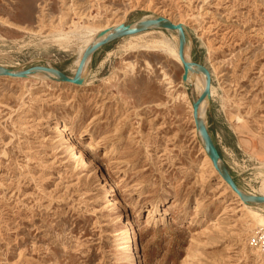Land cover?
I'll use <instances>...</instances> for the list:
<instances>
[{"label":"rangeland","instance_id":"374dc122","mask_svg":"<svg viewBox=\"0 0 264 264\" xmlns=\"http://www.w3.org/2000/svg\"><path fill=\"white\" fill-rule=\"evenodd\" d=\"M156 16L183 23L211 73L202 117L222 161L262 194L264 0H0V65L73 76L98 26ZM183 70L178 32L151 28L99 47L84 86L0 76V264H264L252 243L264 225L207 162L193 110L205 76ZM63 113L92 161L52 129Z\"/></svg>","mask_w":264,"mask_h":264},{"label":"water","instance_id":"95a60500","mask_svg":"<svg viewBox=\"0 0 264 264\" xmlns=\"http://www.w3.org/2000/svg\"><path fill=\"white\" fill-rule=\"evenodd\" d=\"M151 28H167V29L176 30L178 32V55L183 64V69H184L182 74L183 80H188L189 71L194 66H196V69L202 72L205 76V88L200 92L197 99L193 102V110L196 116L197 128L199 129L205 141V148L208 151V155L212 160L215 169L222 175V177L230 185V187L233 190H235L239 196H242L244 200H246V202H252V203L264 202V194L246 193L238 186L233 175L231 174L230 169L222 161L220 150L209 131L206 120L203 117L198 116L201 103L205 99L211 97L212 77L210 70L206 65L197 61H193L190 58H186L187 36L184 25L181 22H174L164 16H156L152 18L141 19L136 23L122 22L121 24L113 28L105 29L99 33L100 36H103L102 38L96 40L95 42L91 43L85 48L78 63L75 74L73 76L66 74L59 68L54 67L52 65H35L19 70L0 65V74H6L10 76H26L27 74L34 72L36 70H42V71L52 72L60 80L82 84L84 82V77L82 75L83 68L86 65L90 56L99 47L117 38L130 34L140 33Z\"/></svg>","mask_w":264,"mask_h":264},{"label":"bare ground","instance_id":"6f19581e","mask_svg":"<svg viewBox=\"0 0 264 264\" xmlns=\"http://www.w3.org/2000/svg\"><path fill=\"white\" fill-rule=\"evenodd\" d=\"M133 10V9H132ZM122 21V20H121ZM119 21V22H114V23H110L109 25H105V26H98L97 28H103L104 30L105 29H108V28H113L119 24H121L122 22ZM186 58H189V54L188 52L186 51ZM89 61V59H88ZM87 61V63H88ZM86 63V64H87ZM86 68V65L84 66L83 68V71H82V74L84 73V70ZM41 71H34V72H31L29 74H27L26 76H22V78H29V77H39L38 75H35L37 73H40ZM194 71H192L190 69L189 71V76L188 78H192V75H193ZM0 76H10V75H6V74H0ZM41 76V75H40ZM51 76V75H49ZM84 76V75H83ZM14 77H19V76H14ZM52 77V76H51ZM41 78V77H40ZM88 84V82L85 80V77H84V82L82 84H79L80 86H84ZM197 84L198 86H200L202 88V90L205 88V83L203 81H201L199 78L197 79ZM47 86V85H46ZM185 87V85H184ZM31 91V90H30ZM29 92V91H28ZM211 94H212V91H211ZM34 95V94H33ZM174 97V96H173ZM207 102V99H205L203 101V105L201 107V111H200V115L199 117H202V114H203V107H204V104ZM73 104V103H72ZM41 106V105H40ZM39 107V106H38ZM192 107V105H191ZM33 109V108H32ZM57 110V109H56ZM38 112V111H37ZM66 112V111H65ZM68 113V112H67ZM67 113H63L62 115H59L57 116L54 121H53V127L52 129L53 130H58L59 133L63 136V138L67 141V142H71L73 144V147H77L79 149V152H80V155H83V156H88V151L86 149V145L82 144L81 143V139H83L86 134L81 131V132H78L76 133V131H74V129L68 125L67 123V120H68V114ZM36 115V114H35ZM26 118V117H25ZM35 121V120H34ZM37 121V120H36ZM45 125V124H44ZM201 134V133H200ZM89 137V143L87 144V146H91L94 144V141H95V134L93 135V133H89L88 134ZM202 136V135H201ZM13 138V137H11ZM43 139H44V136H43ZM98 139V138H97ZM15 145V144H14ZM58 146V145H56ZM42 147V146H41ZM54 148V147H53ZM94 149V148H93ZM98 149V148H97ZM97 152V151H96ZM105 153V152H104ZM162 153V152H161ZM77 154V153H76ZM4 155V154H3ZM111 156V155H110ZM208 159H207V162L209 164V166L213 169H215L213 163H212V160L210 159L209 155H207ZM88 159L90 161L91 158L90 156H88ZM109 159V158H108ZM76 161V160H75ZM204 163V162H203ZM17 165V164H16ZM4 166V165H3ZM79 167V166H78ZM63 168V167H62ZM212 169V170H213ZM123 170V169H121ZM216 170V169H215ZM214 171V170H213ZM42 172V171H41ZM58 172V171H57ZM122 172V171H121ZM43 173V172H42ZM126 174V173H125ZM36 175V174H35ZM45 176V174H44ZM50 176V175H49ZM53 176V175H52ZM219 176H220V179L223 183L226 184L227 187H229V184L224 180V178L222 177V175L219 173ZM72 177V176H71ZM204 180V179H203ZM75 181V180H74ZM64 183V182H63ZM216 183V182H215ZM71 184V183H70ZM203 185V184H202ZM221 185V184H220ZM48 186V184H47ZM113 186V185H112ZM22 188V187H21ZM65 189V188H64ZM225 189V188H223ZM115 191V190H114ZM261 191L263 192L262 194H264V179L262 181V184H261ZM231 192L233 193L234 196H236V200L238 202V204H240L241 208L244 210L242 211L243 213H245V217H248L247 219L251 220L254 224H257L258 226L259 225H264V215L259 213L258 211H256V209H253L250 205L251 202H246V200H244V198L242 196H239L238 193L233 190L231 188ZM230 192V193H231ZM246 192V191H244ZM61 193V192H60ZM82 193V192H81ZM248 193V192H246ZM229 194V193H228ZM252 194H255V193H252ZM162 195V194H161ZM233 196V197H234ZM57 197V196H56ZM170 197V196H169ZM232 197V198H233ZM57 199V198H56ZM224 199V198H223ZM90 200V199H89ZM179 200V199H178ZM177 201V200H176ZM116 202V198H113L110 200V204H114ZM150 202V201H149ZM197 202V201H196ZM12 203V202H11ZM6 204V203H5ZM153 206V205H152ZM175 207V206H174ZM180 207V206H179ZM165 209V208H164ZM150 214V211L148 212ZM156 213V212H155ZM241 213V212H239ZM49 216V215H48ZM244 217V218H245ZM164 219L166 220L167 217L165 216ZM180 219V218H179ZM185 221V220H184ZM252 225V224H251ZM253 226V225H252ZM251 230V229H250ZM253 230V228H252ZM131 239L134 241V249L135 250H138V247H139V238H138V235L136 233V230H132L131 232ZM16 240V239H15ZM29 241V240H28ZM41 243V242H40ZM253 243V242H252ZM60 254V253H59ZM259 254V253H258ZM262 255V254H261ZM24 257V256H23ZM36 257V256H35ZM37 258V257H36ZM139 264H141V260L138 261Z\"/></svg>","mask_w":264,"mask_h":264},{"label":"built area","instance_id":"2783aa9c","mask_svg":"<svg viewBox=\"0 0 264 264\" xmlns=\"http://www.w3.org/2000/svg\"><path fill=\"white\" fill-rule=\"evenodd\" d=\"M252 241L264 253V227L254 234Z\"/></svg>","mask_w":264,"mask_h":264}]
</instances>
